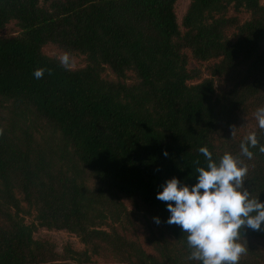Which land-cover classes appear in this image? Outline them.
<instances>
[{
  "label": "trees",
  "instance_id": "trees-1",
  "mask_svg": "<svg viewBox=\"0 0 264 264\" xmlns=\"http://www.w3.org/2000/svg\"><path fill=\"white\" fill-rule=\"evenodd\" d=\"M177 1L0 0V264H200L156 192L172 176L195 182L201 146L239 157L250 197L264 201V153H240L251 131L264 145V131L237 128L264 105V0H189L180 21ZM10 23L19 32L6 36ZM49 44L86 64L70 68ZM136 215L151 224L149 250L127 236ZM239 242V264H264V231Z\"/></svg>",
  "mask_w": 264,
  "mask_h": 264
},
{
  "label": "clouds",
  "instance_id": "clouds-1",
  "mask_svg": "<svg viewBox=\"0 0 264 264\" xmlns=\"http://www.w3.org/2000/svg\"><path fill=\"white\" fill-rule=\"evenodd\" d=\"M43 74V69L33 72L36 79ZM253 116L264 131V105L258 106ZM254 147L264 153V145H259L256 132L251 131L240 143L241 155L252 159L250 148ZM198 151L206 166L196 168L195 182L189 185L175 176L167 178L159 186L156 199L165 202L169 213L165 222L187 233L189 260L200 264H239L247 250L239 242L242 230L264 231V201L250 197L244 186L248 169L239 157L224 153L213 159L206 146ZM153 221L160 223L159 217Z\"/></svg>",
  "mask_w": 264,
  "mask_h": 264
},
{
  "label": "rangeland",
  "instance_id": "rangeland-1",
  "mask_svg": "<svg viewBox=\"0 0 264 264\" xmlns=\"http://www.w3.org/2000/svg\"><path fill=\"white\" fill-rule=\"evenodd\" d=\"M189 4V0H178L176 3V13L178 16V20H181V17L185 13L187 6ZM228 16H236L238 21L240 23L244 22L245 20L249 19V13L245 10H239L235 11L231 6L228 9L227 12ZM19 32V29L14 25V23H10L7 25L6 29L3 31V34L6 36L15 35ZM232 30L229 31V34H231ZM43 52L47 54L50 57H54L59 59L60 61H64L63 63L67 64L70 68H79L83 67L86 64V59L84 55L76 54V53H66L59 48H57L54 45H46L43 48ZM207 63L205 62H196L192 58L189 60V68H198L202 72V77H207L208 74L204 71L205 66ZM103 77L107 79H114V75L106 69L103 72ZM127 81L132 82L135 79V76L133 73H129L127 76ZM216 83H219L216 80ZM257 124V121L254 119L253 115L246 116L243 119L242 125L240 127H237L239 130V133L244 134L249 129L253 128ZM126 205L129 209H131L129 201L125 200ZM32 217H26L27 222H31ZM130 224H125L128 228L127 236L130 239L137 240L142 246H144L147 250L150 248L147 245V238L151 236V230L149 222H147L144 218H142L140 215H136L134 218H131ZM154 230H156L154 228ZM36 236H43L46 238H49L53 240L57 246L60 248L61 245H63L67 241H71L72 244L75 245L76 248L82 249L83 245L75 238L74 236L68 234L64 231H46V230H40ZM93 261L97 264H123L117 261L115 258L109 255L94 257Z\"/></svg>",
  "mask_w": 264,
  "mask_h": 264
}]
</instances>
